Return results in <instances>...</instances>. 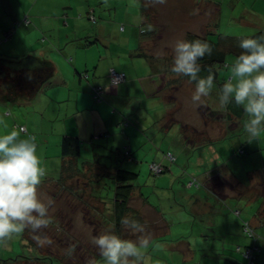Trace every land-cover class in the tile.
<instances>
[{
  "label": "crops",
  "instance_id": "1",
  "mask_svg": "<svg viewBox=\"0 0 264 264\" xmlns=\"http://www.w3.org/2000/svg\"><path fill=\"white\" fill-rule=\"evenodd\" d=\"M143 1L146 2V0H106V2L105 0H0V39L4 38L9 28H13L11 26L14 23L22 21L13 30L11 37L0 43V56L19 59L29 54L37 55L38 50L43 48L34 49L29 44V39L43 43L49 38L50 43L56 46L57 54L61 56L58 57L71 63L73 69L80 73V81H88L83 87L85 93L82 94L84 99L81 100V106H77L78 111L73 113L77 122L70 121V124L75 125L71 130L79 128L78 134L76 135L75 131L66 134L87 139L88 134L108 132L113 147L114 142L118 140L116 135L117 140L114 141V131H119L117 127L114 128L116 122L111 115L114 99H135L131 90L140 89L144 92V86H147L145 95L151 89L150 95L145 96L147 101L151 102L153 113L149 114L148 120H143L138 125L144 136L140 135V130L132 126L122 128L121 134H126L131 148L134 149L135 157L142 159L137 155L138 150L149 152L151 160L148 162L163 165L162 170L170 167V171L159 176L155 184L171 185L175 177L184 175L182 169L186 171L190 169L201 177V182L204 183L201 188L206 190L209 198L207 202H203V192L196 190L193 191L195 196L190 195V192L180 196V193H183L182 187L173 183L172 191L159 193L160 197L155 200L157 206L141 205L140 211L147 218L143 224L154 231L148 232L151 236L150 245L156 242L157 247L151 252L146 250V255L150 258L148 264H242V254L236 247L252 243V239L244 233V221H250L255 230L264 228V195L253 189L257 183L264 184V134L258 140L248 142L249 136L244 124L249 117L243 107L235 105L234 101L223 109L219 107V93L226 82L228 71L223 69L217 71L215 69L217 66L213 67L217 78L214 80L215 86L210 96L206 97L212 100L216 98V103L211 105L212 100L209 103L204 98L203 103L192 104V107L198 110L193 121L180 119V112L184 109L185 103L187 104L185 98L190 95V90H193L194 94L196 82H189V77L177 76L171 71L174 53L171 56L169 46H174L177 39L190 41L200 38L203 41V38L210 33V25L213 26L211 31L215 29V34L223 36L245 37L257 32H261L264 36V11L261 13L264 0H185L187 5L184 7L180 3L183 0H167L165 5L145 3L147 8L152 6V17L160 25L156 42L153 36H145L147 31L146 15L142 12ZM38 4H41V7L52 6V14H46L42 8L39 9ZM189 4L191 7H188ZM205 5L213 8V14L204 9L200 10ZM191 13L201 14H198V18L192 19ZM200 22L204 23V27L201 24L198 26ZM184 29L194 30L197 33L188 31L190 33L188 35ZM202 29L207 30L204 36L203 33L200 35ZM179 30L183 32L182 38L177 36ZM46 53L48 58L56 62L54 55H51L52 51ZM155 53L162 55L157 57ZM206 58L207 56L199 63L202 65ZM160 59L163 63L165 61L168 67L165 68L163 65L161 68H154L155 62ZM24 64L33 65L34 61L27 59ZM218 64L217 60L215 65ZM111 69L126 76V83L119 85L117 90L108 85ZM84 73H88L89 77L83 75ZM156 80H161V86L153 88ZM92 86L104 87L105 99L111 105L93 101ZM56 91L53 89L51 93L55 99H58ZM178 100L183 102V107L179 111H174V107L178 106ZM124 102L127 105L123 106L122 111L128 113L126 107L133 103ZM200 107L204 109L201 111ZM138 111V105L133 104L130 116ZM19 112L21 110L14 107L9 109L0 106V117H3L8 125L7 128L0 126V134L13 129V121L18 122L15 117L21 114ZM93 118L100 121L92 120ZM91 120L93 129L81 128ZM85 130L89 131L84 132ZM228 131L229 135H227ZM26 136L28 135L25 133L21 134V138ZM139 137L142 138V143ZM186 137L195 150L193 155L197 156V163L203 168L202 172H197V164L193 161L192 164L188 160L192 151L188 153L190 148L188 150L185 147ZM36 142L38 155L45 160L43 165L46 169L48 160L53 164H62L59 161L60 153L58 156L47 157L45 151L49 150V146L39 142L37 138ZM213 142L221 143V146L217 145V150L211 149L210 153L209 148ZM164 149L173 152L176 163L182 167L181 170L163 159L160 150ZM154 150L156 153H153ZM43 155L46 156L45 159ZM224 157L226 163L230 158L239 160L241 168L236 174L230 171L231 175H228L226 171L218 169L217 162ZM58 165L54 166L57 167V172ZM184 177H182L183 182H185ZM46 181L52 182L47 184L48 187H57L53 185L57 181L56 178ZM200 203L202 206L198 210L197 205ZM130 218H133V215ZM156 225L158 226L155 227ZM260 242L264 244V232L258 238V244ZM159 251L161 252L158 253ZM261 263H264V256Z\"/></svg>",
  "mask_w": 264,
  "mask_h": 264
},
{
  "label": "rangeland",
  "instance_id": "2",
  "mask_svg": "<svg viewBox=\"0 0 264 264\" xmlns=\"http://www.w3.org/2000/svg\"><path fill=\"white\" fill-rule=\"evenodd\" d=\"M41 1V0H40ZM147 4H151L150 0H146ZM181 5L184 7L187 5V2L183 0V2H180ZM39 9L42 8L43 11L46 14H52L51 10L53 9L52 6H42L41 4H38ZM174 7V6H173ZM172 7V10H173ZM188 7H191V4H189ZM152 9V6L150 10ZM205 10L208 11L210 14H213V8L212 7H207L202 6L200 10ZM199 10V9H198ZM264 11V6L261 7V13ZM193 14V13H191ZM198 14H193L192 19L195 17L198 18ZM153 24H156L157 20L155 18H152ZM203 26L204 23L200 22L198 26ZM190 25V24H189ZM188 25V27H190ZM191 28V27H190ZM212 25L209 26V31L212 30ZM188 31L194 32L196 34L197 32L194 30L184 29V32L188 35L190 33ZM207 30L202 29L200 31V35L203 36L205 35L204 32ZM20 34L23 36V32L20 30ZM126 36V34H124ZM199 35V37H200ZM177 36L182 38L183 32L182 30H179L177 32ZM158 37V36H157ZM187 38V37H186ZM156 39V37H155ZM185 39V38H184ZM188 39V38H187ZM200 39V38H199ZM168 41H171L173 39H167ZM180 40V39H177ZM29 44L35 48L41 47L45 51H52L51 55H54L56 62H58V67H60V75L57 78L58 80L53 81L52 83L46 84L43 89L41 90L40 94L38 95L37 99L31 103H20V104H15L13 106L11 105H0L1 107L9 109L15 108L17 110H21V114H18V121L20 124H24L27 129L29 130V133H33L37 140L39 142H44L45 145L49 146V150H44L47 153V157H52V156H58L60 153V142L62 140V137L66 132H70L72 127H75V125L70 124V121L75 120V117L73 115L74 112L78 111L77 106H81V100L82 94L85 93L83 90L84 84H88V81L81 80L79 77V72L73 69L72 65L70 62L63 58H59L60 56L58 53V50L56 46H54L52 43H50L49 38H47L43 43L35 41L34 39H29ZM169 50L172 53L171 56L173 55V46H169ZM39 49V51L43 50ZM161 49V48H160ZM46 51V52H48ZM156 54V53H155ZM162 55V54H161ZM159 53L156 54V56H161ZM61 57V56H60ZM164 65L162 59L157 60L155 62V65L153 66L154 68H161ZM83 75H86L89 77V74L84 73ZM92 78V75H90ZM108 76V74H107ZM85 79V78H84ZM108 85L109 84V78H108ZM95 86V85H94ZM92 86V88H94ZM161 86V80H156L153 83V88H157ZM119 88V87H118ZM117 87H114V90L118 89ZM147 86H144V92H142L140 89H133L131 90V93L133 94L135 99H122V98H117L114 99V109L118 112V114H126L127 112L125 110H121V108L125 105L124 101H131L134 105H138L139 112L138 116L139 118H142L143 120H148L149 119V114L153 113V109L151 108V102L147 101L145 95H150L152 92L151 89L148 91L145 95ZM152 88V87H151ZM186 89L185 87H183ZM53 89H56L58 92V99H55L53 97V94L51 91ZM102 90H105V88H102ZM93 91V90H92ZM190 95H187L185 98V107L184 109L180 112V119L186 118L189 120V122L193 121L195 116L197 115L198 110H195L194 107H192V100L191 96L193 95V90H190ZM173 93V91H172ZM92 97V95H91ZM93 99V97H92ZM204 99V98H203ZM206 102H211L212 98H206ZM94 101V99H93ZM136 101H139V103H136ZM154 103V102H153ZM216 103V98L212 100L210 103ZM133 104L126 109H128V115L132 111V106ZM183 107V102L181 100H178V106L174 107V111L177 110L179 111ZM177 108V109H176ZM204 107H200V110L202 111ZM206 110V109H205ZM81 111V110H80ZM82 113V112H80ZM205 116L206 112L204 111ZM127 117L129 122L131 124H135L133 121L129 119L130 116L124 115ZM92 120H97L100 121L97 118H93ZM90 121L85 127L81 128H92L93 129V124H91L93 121ZM137 124L138 121L136 119H133ZM68 121V122H67ZM19 124V125H20ZM119 131H115V136H118V140L116 142V145L119 146L121 142L126 141L122 133V129L120 126L116 125ZM229 135V131L227 133ZM156 136H158L156 134ZM104 139V137H102ZM122 139V141H121ZM141 139L142 143V138ZM158 141V140H157ZM156 141V142H157ZM212 145L210 146V153L211 149L217 150V145L221 146V143H211ZM124 146V145H120ZM198 146V145H197ZM158 150L159 148L156 147ZM197 148V147H196ZM214 150V151H215ZM192 151V155L189 157V160L192 159V161L197 164V172H202L203 168L199 163H197V156L193 155L194 151L192 148L188 151V153ZM153 153H156V150L153 151ZM92 153H86L82 156L83 159L81 160H87L88 162H91V160H94L96 157ZM137 155L140 160V164H143L144 166H148L150 163L148 160H151V157H149V152L146 153L144 151H137ZM211 156V154H210ZM148 158V159H145ZM106 160H110V158L106 157ZM230 162V163H229ZM216 163V162H215ZM229 163V164H228ZM228 163H226V159L221 158L217 162V166L219 170H222L223 172L226 171V174L231 175L230 171L232 174H236V171L238 172L240 166L239 160L237 158H230ZM228 164V165H227ZM82 161H79L78 167L79 169H82ZM154 170L153 168H151ZM148 173L149 170H146L145 175L139 176L138 181H134V185L139 187V188H146L148 186H145V178H148ZM190 174L193 178L197 179L199 182H201V177L197 173H193L190 171ZM204 176V174H203ZM106 189H102V186L98 184V188L95 189V192L90 191L87 187V184L84 186V191L81 192V187L82 184L80 185L78 182L79 180L76 179H70L66 181L65 185H69V187H73L76 191L77 194L80 197H76L75 193L72 192L70 198H66L67 192L63 189L61 186H50L48 187L47 184L52 183V182H45L40 186V192L45 194L48 197H51L52 200L54 201V204L52 208L49 210V215L52 217V223L47 229H42L41 232L36 233V235H40L42 238L47 237L48 240L51 241V243L44 242L43 244L37 243L33 239V235L29 230H25L24 234L18 238L14 239L9 247L7 248H0V264H89L90 260H94L95 264H104L103 258L99 255V250L92 244V238L94 237L92 234L93 232L95 234H103V233H113L118 236H120L122 239H127L129 235V230H126V228H122L120 232H116V230L113 229H104V230H97L95 232V229L93 226L89 225L88 222L90 221H100V211H102L103 207L96 201L95 199V194L97 199L101 200L106 208H111V199H113V191L110 188V179L106 178ZM57 182H54L53 185H57ZM262 183V182H261ZM47 186V188H45ZM162 186V185H160ZM159 186V187H160ZM66 188V186H64ZM253 189L256 191L260 192V194L264 195V184L260 185L257 183ZM58 194V198L54 199L53 194ZM53 193V194H52ZM115 193V189H114ZM138 193V192H136ZM203 202H207L208 200V195L205 189H203ZM184 199V197H183ZM232 198H230L231 200ZM134 201V202H133ZM90 202V203H89ZM155 205L157 206L156 201ZM132 206L135 208L134 212L138 210V207L141 208V204L139 201L132 200ZM259 204H257L258 207ZM132 207V208H133ZM201 208V207H200ZM198 208V210L200 209ZM65 211V213L61 211ZM180 222V221H179ZM72 225V226H71ZM183 225V224H181ZM71 226V228H70ZM264 228L256 230L257 234L262 235ZM161 228V232H162ZM154 232V231H153ZM135 235L138 237L139 234L135 233ZM133 238V237H132ZM75 246V251L69 255L67 253V249L70 248V246ZM156 242L152 245H149L148 252H151L152 249L157 248ZM155 251V250H154ZM159 251L158 253H160ZM155 253V254H158ZM91 254V255H90ZM241 254V253H240ZM85 255V256H84ZM89 255V256H87ZM88 260V262H83L82 260ZM262 260V255L261 258L259 259L258 264H264L261 263Z\"/></svg>",
  "mask_w": 264,
  "mask_h": 264
},
{
  "label": "clouds",
  "instance_id": "3",
  "mask_svg": "<svg viewBox=\"0 0 264 264\" xmlns=\"http://www.w3.org/2000/svg\"><path fill=\"white\" fill-rule=\"evenodd\" d=\"M106 2V0H105ZM152 5H165L167 0H150ZM151 31L152 26L148 25ZM242 53L231 65H225L230 78L223 84L219 93V107L225 108L233 101L243 107L249 119L244 124L248 133V142L258 140L264 134V36L245 38L239 43ZM173 66L171 71L177 76L189 77V82H196L192 102L203 103L213 88L215 76L211 69L206 77H200L201 64L205 56L213 54V47L206 41L177 40L173 46ZM122 76H113L109 82L111 87H119ZM7 115V114H6ZM0 126L8 125L0 117ZM24 128L12 129L0 134V248L9 247L14 239L20 238L25 230H29L33 239L39 243H51L47 237L36 233L47 229L52 223L49 210L54 201L40 192L47 169L38 155L36 137L26 136ZM124 228L139 234L137 239H122L113 233H103L92 238V244L99 250L104 264H148L151 236L146 225L139 221L121 219ZM69 255L75 246L66 250ZM89 264H95L90 260Z\"/></svg>",
  "mask_w": 264,
  "mask_h": 264
},
{
  "label": "trees",
  "instance_id": "4",
  "mask_svg": "<svg viewBox=\"0 0 264 264\" xmlns=\"http://www.w3.org/2000/svg\"><path fill=\"white\" fill-rule=\"evenodd\" d=\"M144 5L142 6V12L144 15H146L145 19V25H146V31L145 36H153L154 42L158 41L156 35H158V31L160 28V25L158 22L156 24H153V17H152V12L153 10L150 8H147L145 6V1H143ZM147 4V3H146ZM90 18V17H89ZM20 22L18 21L17 23H14L11 27L9 28L8 31H6L4 38L0 39V43H2L4 40H8L9 37L13 34V30H15L16 27L19 26ZM151 25L152 30L148 31L147 26ZM213 27V26H212ZM215 31V29H214ZM214 31H209L210 33L206 38H203V41H206L213 47V54L209 57L207 56L206 60L204 63H202L201 66L202 70L199 73L200 77H206L209 72L208 69L211 68L213 74H214V68L218 71L219 69H223L224 71H228V76L225 78L226 81L230 78V72L228 68L225 67V65H231V63L235 60L236 57H238L242 53V49L239 47V43L242 39L245 38H259L262 35L261 32H257L253 35L250 36H245V37H237V36H231V35H220V34H215ZM156 37V39H155ZM209 37V38H207ZM198 39V38H197ZM202 39V38H201ZM196 39H191L190 41H193ZM151 59V58H150ZM221 59V60H219ZM219 61L218 65H215V63ZM163 67V66H162ZM164 67H168L167 64H165L164 61ZM121 73V72H119ZM215 76V80L216 75ZM126 76L125 80L120 83V85L126 83ZM109 82H110V73H109ZM110 84V83H109ZM223 86V85H222ZM97 87V86H96ZM101 88H104L102 86H99ZM92 97L96 101V103H107L109 104L106 99L105 95L106 92L105 90H102V93H98L97 89H92ZM123 107L121 108V110ZM112 117L114 118V121L116 122V125L120 126L121 129L128 128L129 126L134 127L135 129L140 130V135L143 134V131L140 129L141 127H138V125L142 122V118H139L138 112L136 114H133V116H130V114H118V112L114 109V107L111 106ZM130 116L129 119L133 121L135 124H131L129 120L127 119L126 116ZM15 118H18L16 115ZM136 119L138 121V124L133 120ZM76 120V119H75ZM77 122V120H76ZM19 121H13V129H19V128H24L26 130V134L28 136L34 135L33 133H29V130L24 124H20ZM117 126H114L116 128ZM79 129V128H78ZM77 127L76 129H72L71 131L74 132L77 135ZM89 130H85L84 132H87ZM24 134V133H23ZM115 131H114V141L117 140L115 137ZM76 135H64L62 137V140L60 142V163L62 164H53L48 160L47 163V175L43 181V183L48 182L46 180L56 178L57 186L59 185L60 187L62 186L66 194V198H70L72 192L75 193L76 197H80L77 194V191L73 187H69V185H65L66 181L70 179H76L79 181L78 182L80 185L82 184L81 187V192L84 191V186L87 184V187L90 191H94L95 189L98 188V184L102 186V189H106V178L110 179V188L113 191V199H111V208H106L105 204L99 199H97L96 194H95V199L98 201V203L103 207L102 211H100V221H90L88 222L89 225L93 226L95 229V232L99 229L102 231L104 229H113L116 230V232H120L124 226L121 224V219L127 217L128 219L131 220H136L139 221L141 224L145 223L147 221V218L141 212L140 208L138 207V210L134 212V207L132 206V200L139 201L140 204L142 205H152L155 207V200L160 197V194H165L166 192H170L171 190V185L173 183L177 186L182 187V192L180 193V196L186 195L187 192H190V195L195 196V193L193 192L194 190L200 192H203V189L201 188L204 183L199 182L197 179L193 178L190 174V169L189 171H186V169H182L181 166H179L176 163V156L173 154L172 151L164 149L160 150L162 153L163 159L167 161L170 165H174L176 168H179L180 170L182 169V174L180 177H175L172 181L171 185H158L157 183L155 184L156 179L161 176L162 174L164 175L165 173L170 171V167H165L166 170H162L163 165H159L157 162H149L150 164L148 166H144L143 164H140V160H138L137 157L134 155V149L131 148V145L129 144L130 141L129 139L126 138V134H121L123 137L126 139L125 143L121 142V144L116 145L114 142V147L112 144V139H109L110 133L108 132H103V133H97V134H88L87 139L80 138L79 136ZM35 136V135H34ZM104 137V139L102 138ZM157 139L155 138V141ZM135 142V141H134ZM136 143V142H135ZM120 145H124L121 146ZM185 147L189 150V148H193L188 141V138H185ZM86 153H92L95 155V159L91 160V162H88L87 160H81L83 159L82 156ZM45 154V153H43ZM92 155V156H93ZM106 157L110 158V160H106ZM43 158L45 159L46 156L43 155ZM63 160V161H62ZM189 160V158H188ZM79 161H82V169H79L78 163ZM45 160H43L44 164ZM189 162L192 163V159L189 160ZM152 164L158 165L160 168L159 172H155L154 170L151 169ZM193 164V163H192ZM58 165L59 166V171L57 172V167H54ZM44 166V165H43ZM146 170H149L148 173V178H145V186H148L146 188H139L134 185V181H138L139 176L145 175ZM57 172V173H56ZM192 172V171H191ZM56 173V174H55ZM185 176V177H184ZM182 177L185 178V182L182 181ZM42 183V184H43ZM150 185V186H149ZM66 186V188H64ZM160 186V187H159ZM47 188V186L45 187ZM115 189V193H114ZM138 192V193H136ZM53 194V193H52ZM54 199L58 198V194H53ZM194 198V197H193ZM195 201V198H194ZM134 202V201H133ZM90 203V202H89ZM202 206V203L197 205V209ZM133 207V208H132ZM195 208V206H194ZM196 209V210H197ZM65 213V211H61ZM133 215V218H130V216ZM248 222L250 227L252 228V236H250L247 232H244L247 237L252 239V243L250 245L246 246H237L236 248L238 249V252L242 254L243 257V263L242 264H250V261L247 258L244 257L243 253L247 249L253 250L252 252V259L253 262L252 264H258V260L261 258L262 259L264 256V244H261V242L258 244V238H260V235L257 234L255 228L252 226L250 221H244L243 223V230L244 229V224ZM72 226V225H71ZM70 226V228H71ZM156 225L155 227H157ZM147 232L153 233V229L148 228V225L146 226ZM129 230V229H126ZM129 235L127 239L130 240H135L137 239V236L133 234L131 230H129ZM94 237L100 235L95 234L93 232L92 234ZM133 237V238H132ZM126 239V238H125ZM154 241V239H153ZM91 255V254H90ZM85 256V255H84ZM89 256V255H87ZM83 262H88V260H82ZM1 262V261H0Z\"/></svg>",
  "mask_w": 264,
  "mask_h": 264
},
{
  "label": "water",
  "instance_id": "5",
  "mask_svg": "<svg viewBox=\"0 0 264 264\" xmlns=\"http://www.w3.org/2000/svg\"><path fill=\"white\" fill-rule=\"evenodd\" d=\"M31 59L33 65H25ZM60 75L58 64L44 50L13 59L0 56V104L15 105L35 101L43 87Z\"/></svg>",
  "mask_w": 264,
  "mask_h": 264
},
{
  "label": "built area",
  "instance_id": "6",
  "mask_svg": "<svg viewBox=\"0 0 264 264\" xmlns=\"http://www.w3.org/2000/svg\"><path fill=\"white\" fill-rule=\"evenodd\" d=\"M113 76H122L123 79L121 80V82H123L125 80V75L123 73L117 72L115 69H111L110 70V81L112 80ZM95 89H97V92L98 93H102V88L101 87H95ZM151 168H153L155 172H159L160 171V168H159L158 165L152 164V167ZM244 229H245V232H247L250 236H252V232L253 231H252V228L250 227V225H249L248 222H246L244 224ZM252 252H253V250L247 249L243 253V255H244L245 258H247L248 260H252V261H250V264H252V262H253Z\"/></svg>",
  "mask_w": 264,
  "mask_h": 264
}]
</instances>
